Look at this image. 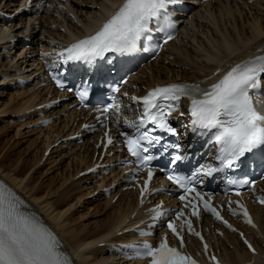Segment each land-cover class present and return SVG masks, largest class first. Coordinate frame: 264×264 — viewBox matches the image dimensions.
<instances>
[{"label": "snow or ice", "instance_id": "6c2138e0", "mask_svg": "<svg viewBox=\"0 0 264 264\" xmlns=\"http://www.w3.org/2000/svg\"><path fill=\"white\" fill-rule=\"evenodd\" d=\"M104 2L107 4L109 0ZM179 3L180 0H120L93 32L75 39L58 51L46 54L51 57L46 61L49 77L59 89L72 93L80 106L88 107L91 84L83 81L82 87H68L63 79L67 71L65 66L73 63L91 67L97 61L104 60L108 53L130 56L141 51L142 41L144 42L142 51L151 53L155 59L164 45L175 38L173 32L176 30V23L169 8ZM101 10L103 11V8ZM153 31L162 34L163 43H151ZM257 52L259 54L250 55L230 65L223 74L217 69L213 75L219 78L210 86H202V83H169L154 87L143 96L130 97L133 103L142 106V111L136 120L127 118L124 120L125 126L133 131L131 134L121 131L120 135L123 137V146L132 159L121 163L135 164L136 172L147 169V179L140 189L141 204L144 202L149 181L154 176L152 162L170 152L171 164L175 165L185 160L181 145L165 143L164 134L178 137V130L171 125L169 118L174 113H179L177 119L187 115L188 123L182 126L191 128L200 136L210 137L208 144L216 146L215 159L219 162V167L205 170L201 165L191 175L175 170L161 171H166L167 180L183 191L179 196L182 202L187 199L189 193H195L193 199L184 205L185 209L191 207V216L199 215L198 205L194 202L198 201L203 203L205 211L211 212L217 220H221L232 231H236L223 220L215 208L211 207L210 198L205 200L194 185L198 174L210 176L213 172L234 169L246 154L264 148V112L257 107L258 104H264V101L259 100L256 95L261 87V81L264 80V48L257 49ZM127 83L128 81L124 80L107 85L109 96L114 103L95 109L99 113L97 120L101 121L102 126L101 117L107 120L113 113L117 117L121 115L120 104L116 102L117 97L114 94H121V86ZM122 95L128 96V93L123 92ZM182 98L188 101L187 113L180 111L179 103ZM84 128L90 129L91 126L84 125ZM105 137V148L114 145L107 132ZM154 149H159L158 156L152 154ZM88 171L93 172L95 169L90 168ZM228 183L236 184L237 196L241 194L239 188L252 184L247 179L239 182L229 180ZM257 201L264 205V196H258ZM236 203L245 222L255 227L248 210L239 201ZM27 207L8 185L0 182V264H74L58 236L38 215L27 211ZM150 211L151 223L148 227L154 228L158 220L167 217V228L179 240V248L170 246L165 235L156 246L147 240L139 244L122 245L134 253L127 258L148 259V264H197L195 259L181 251L184 247V238L181 235L183 226L186 225L189 234L199 237L201 242L204 238L201 233L194 231L191 220L184 218V212L163 209L160 205ZM173 213L176 220L182 221L181 229H178L175 221L171 219ZM153 234L143 229L138 231V235L143 237ZM241 238L248 250L255 255V248L244 238L243 233ZM203 251L208 255L207 243L203 244ZM209 259L212 264H220L215 255H211Z\"/></svg>", "mask_w": 264, "mask_h": 264}, {"label": "bare ground", "instance_id": "6f19581e", "mask_svg": "<svg viewBox=\"0 0 264 264\" xmlns=\"http://www.w3.org/2000/svg\"><path fill=\"white\" fill-rule=\"evenodd\" d=\"M116 1L117 0H109V3L114 5ZM261 1H263L264 3V0H260L248 6L247 11L250 10L249 8L251 6L254 9L253 12L250 11V16H248V14L244 15V13L242 12L241 8H244L243 6L248 5L245 1H242L241 4L243 5H239L238 3H234L236 2V0H226L225 2H223V0H217V3L207 5L205 8V11L209 12L207 13L208 16L205 18V20L207 21V25L201 26L202 22L200 19H204V16H196L198 17V19L194 17L191 21L192 34L190 38L192 42L190 43V47L194 45L193 42H195V39L198 35V38L196 39V43L198 44L197 47L191 49L189 48L188 51H185L186 56H183L180 49L176 48L173 45L168 46L171 52L181 54L180 59L174 60L175 64L181 66L192 64L195 68L194 72L189 73V75H186L184 71H182V75L189 78L197 74V77H200L199 72L201 70L206 71L207 68L210 67L209 65H207L208 63L216 62V60H218L219 58L223 59L225 57L237 55L238 53L245 51V49L247 48H253V45L251 44L261 42L264 39V5L261 6V4H263L260 3ZM83 3L90 5L88 6L89 9H87L89 11V15H86V17L80 16L79 21L82 24V27H75L74 34H72L71 36H80L82 34L90 32L91 30H94L99 25L101 20L106 16L105 12L110 9L109 3L105 4L104 0H83ZM96 5H99V8H96ZM102 8L103 11L101 10ZM214 16H219L221 19L219 18L220 20L217 19L213 23L212 17L214 18ZM51 22L55 24L58 23L55 19H51ZM46 23L47 22H44V25ZM42 24L43 23H40L39 29H41V33H44V28L46 27ZM210 24H212L213 27L210 26ZM195 28H197V31H195ZM199 28H201L200 31H198ZM10 31V27H3L0 25V45L3 43L2 45H5L6 47L10 46V44L6 45L9 43V39L14 38L17 35L16 32L12 34ZM38 31L39 30H37V32ZM46 32L51 34V32L49 31ZM56 36L63 38L64 34L61 35V33L58 32ZM213 49H216V52H212V54L208 55L207 52L212 51ZM17 50L20 51L21 48L17 47ZM10 67H13V71L14 69L18 70L21 68H18L17 66ZM0 68H2V72L0 73L2 82H5L9 79L13 80L16 78L15 74L17 73L11 72V70L8 69L6 66L0 65ZM164 69L166 73H169V70H171L172 75L178 76V71H175L174 69H168L166 67ZM21 76L22 75H18L17 78H21ZM160 78L162 81H164L163 75H161L159 71H155L154 79L158 80ZM21 92L22 91H20V94L18 92V94L16 95L18 97L24 96L25 99L23 98V100H21L19 104L14 105L15 107L11 109L14 110V112H11V110H9V104L11 103V100L9 99L8 103L0 109V113H15V111H17L26 117L28 115H31V107L34 104L38 103L40 94L38 92L36 94H28L27 90L23 91L22 93ZM70 112L71 111L66 112L67 116L65 119H63V124L60 125L62 121L61 120L60 122L58 121L55 124L46 126V134L48 135V137L51 134V139L48 140L47 144L52 142L54 134H58L66 128H73V122L75 120L76 114ZM48 137H46V139ZM44 142L46 141L44 140ZM77 147L78 146L73 145L71 147V152L74 151ZM87 156L88 154H86L84 151H79L77 155V159L79 161L77 159L76 160L80 162L81 165H83L86 161ZM27 164H25V166ZM9 166H5L4 162L0 159V182L13 185L17 190H20L21 193L26 195L31 200V202L37 203L36 206L41 211H38L33 204V209L31 211L39 214V216L44 217V223L50 226L54 231L59 232L60 236L62 237V240L65 242L67 248L66 251H69L73 256L76 257L78 264H105L107 260L98 258L99 256L98 254H96V252L99 251V248L96 247V243L107 240L106 238L109 234H111V230H113L114 227H116L122 221V216H124L125 201H127V198H125L124 202L121 199L118 200V206L116 208L110 209V212H108L106 215V219L99 228L96 226L97 228H94L89 232L83 231L85 227H82L80 230H77L75 228H67L68 224L71 222L70 219L72 218L70 210L74 205L71 200L73 198L65 196L67 199L60 200V198L62 197L60 194L59 196L61 197L52 196L54 200H51L52 198H46V200H44V198L42 200V196H40L41 193L37 191L39 189V186L36 187L35 184L30 183L29 181L31 179L30 175L32 174L28 172L30 175L27 177V170L29 168L22 167L20 165L21 167L15 166V168L8 169ZM74 185L75 186L72 187H69V185L66 189L67 192L70 193L72 189H77L81 187L80 184H78L80 185V187L77 185V182ZM64 192L65 191H63V193ZM67 192H65V194L68 195ZM39 200L42 201L39 202ZM105 203L106 206H108V202L106 201L104 202V204ZM240 250L243 254H247L245 249L240 248ZM111 258L113 259V257Z\"/></svg>", "mask_w": 264, "mask_h": 264}, {"label": "rangeland", "instance_id": "374dc122", "mask_svg": "<svg viewBox=\"0 0 264 264\" xmlns=\"http://www.w3.org/2000/svg\"><path fill=\"white\" fill-rule=\"evenodd\" d=\"M241 3H242V1H241ZM85 5L90 6L88 4H85ZM240 5H243V4H240ZM262 5H264V3L261 4V6ZM248 6H249V4L247 6H243L244 8H241V9H242V12L244 13V15L248 14V16H250L251 15L250 11L253 12L254 9L252 7H250L249 8L250 10L247 11ZM1 7L2 6L0 5V8ZM219 18H220L219 16H214V18L212 17L213 23L215 22V20H217ZM212 24H210V26L213 27ZM44 29L46 31V28H44ZM49 32H51V30H49ZM209 36H210V34H209ZM9 44L10 43H8L6 45H9ZM4 46L5 45H3V47ZM4 48L6 49L4 51L5 55L9 54L8 49L9 50L12 49L11 45L8 47L5 46ZM16 51H17V47H16ZM1 55L2 54L0 53V65L1 66H6L8 68L9 67L8 64H9L10 66H17L18 68H20L19 65L22 62L21 61L19 62V60H16L14 55L11 56L9 61H8V59L4 60V61H7L5 63L2 62L3 59H1ZM16 56H17V54H16ZM16 63L19 65H17ZM169 71H171V70H169ZM175 71H178V73H179V69H177ZM1 72H2V68H0V73ZM12 72H16V69H14V71L12 70ZM184 73H185V70H184ZM161 75H163V72ZM0 79L2 80L1 77H0ZM3 90H4V88L0 87V109L4 105H6L10 99L11 103L9 104L10 105L9 110H11L13 107H15L14 106L15 104H19L21 102V100H23V98H24V97H18L16 95V94H18V92L20 94V91H18L15 94H12V93H9L8 91L5 92ZM21 91L23 92L25 90H21ZM11 112H14V110H11ZM13 115H18L17 118L18 119L22 118V121L17 120L14 117H12ZM24 118H26V116H23L20 112H17V111H15V113H9V112L0 113V159L4 162V165L5 166L10 165L8 169H12V168H15V166H20V165L22 167L29 168L27 170V174H28L27 177L30 174H32V175H30L31 179L29 181H30V183L35 184L36 187L39 186L38 187L39 189L37 188L38 189L37 191L39 193H41V195L40 194L39 195L42 196V200L44 198H45L44 200H46V198H52V196L58 197L60 194L63 197L62 198L61 196H59V197H61L60 200H62V199L65 200V199H67L66 197H68V196L70 198H73L71 200H72V203L74 205L70 210V213L72 214V218L70 219L71 224L69 223L67 228H75L77 230H80L82 227H85L83 231H88V232L93 230L94 228H97V227L99 228L101 226V224L104 222V220L106 219L107 213L110 212V210H108V211L106 210L107 212L105 213L103 210L107 207L106 203L104 204V202H102L101 204H96V205H94L92 203H87V202L76 203V202H78V199L77 200H75V199L82 197L84 194V192H82V194H78L79 192H81V190L83 188L80 181L79 182L77 181V185L78 184L81 185V187H80V185H78L80 188H77V189H79V190L72 189L70 191V193L67 192V190H66L69 185H70L69 187H72V186H75L74 184H76V182H73V183H70L69 185H67L66 179H68L70 177V175H73V173L76 172L79 169V166L81 165L80 162H78L79 160L77 159L78 153H74L75 154L74 155L73 151H72V153L71 152L62 153L59 157H56V155L50 156L49 159L47 160V162L39 168V166L37 164L38 159L41 157L42 151H44V147L47 145L48 140L51 139L50 138L51 134L48 137V135L46 134L47 133V131H46L47 127L46 126L42 127L41 129H36V130L23 129V125L24 124L27 125L26 122L24 121ZM46 137H48V138L46 139ZM44 140L46 142H44ZM43 144H45V145H43ZM67 153L70 154V158L61 160L62 156L64 154H67ZM34 161H35V163H34ZM25 164H27L28 166L27 165L25 166ZM32 178H34V179H32ZM63 191L67 192L68 195L65 194V192L63 193ZM38 192H37V194H38ZM48 192L50 193V195ZM63 194H65V195H63ZM42 200H39V202H41ZM51 200H54V198H52ZM34 204L36 205L37 203H33V205ZM103 204H104V206H103Z\"/></svg>", "mask_w": 264, "mask_h": 264}]
</instances>
